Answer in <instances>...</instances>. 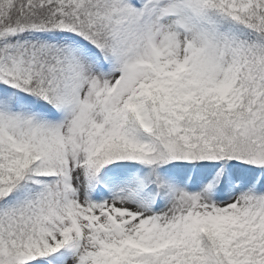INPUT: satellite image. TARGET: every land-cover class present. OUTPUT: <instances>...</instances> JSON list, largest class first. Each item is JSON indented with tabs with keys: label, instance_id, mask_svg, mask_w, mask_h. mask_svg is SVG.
I'll list each match as a JSON object with an SVG mask.
<instances>
[{
	"label": "snow or ice",
	"instance_id": "1",
	"mask_svg": "<svg viewBox=\"0 0 264 264\" xmlns=\"http://www.w3.org/2000/svg\"><path fill=\"white\" fill-rule=\"evenodd\" d=\"M0 264H264V0H0Z\"/></svg>",
	"mask_w": 264,
	"mask_h": 264
}]
</instances>
